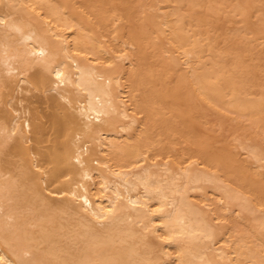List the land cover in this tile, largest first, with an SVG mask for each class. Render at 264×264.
Returning <instances> with one entry per match:
<instances>
[{"label":"bare ground","instance_id":"1","mask_svg":"<svg viewBox=\"0 0 264 264\" xmlns=\"http://www.w3.org/2000/svg\"><path fill=\"white\" fill-rule=\"evenodd\" d=\"M83 1L0 0V264H264V0Z\"/></svg>","mask_w":264,"mask_h":264},{"label":"rangeland","instance_id":"2","mask_svg":"<svg viewBox=\"0 0 264 264\" xmlns=\"http://www.w3.org/2000/svg\"><path fill=\"white\" fill-rule=\"evenodd\" d=\"M76 7L81 8L82 10H84L85 12H87L88 10H86V7L84 6V1L83 0H70ZM93 22H96L95 20ZM97 25V24H96ZM242 25L240 24H229L228 27V34L234 33L235 31H237L238 28H240ZM115 28H116V24L115 25H111L110 26V33L111 34L110 38H112L114 36V32H115ZM153 36H156V34L154 33V31H152ZM245 31H242V34H244ZM247 37L249 38L250 36L247 34ZM155 44H157L158 46H160L162 44V42L160 40H155ZM156 45V46H157ZM162 46V45H161ZM224 45L222 42H219L217 44V48L218 50L220 49H224ZM243 48V46H237L236 49L238 51H240ZM166 50V49H165ZM229 59H232V57H230ZM246 63L250 66H255V72H256V77H255V82L256 84L262 85L264 84V72L262 71L264 68V49H261V47H256V49L254 48L253 52L244 57ZM161 60V59H160ZM232 68V67H230ZM150 77H147V79H144V84H145V88L147 89L149 84H150ZM158 84V83H157ZM159 85V84H158ZM146 89L144 91H146ZM158 109L160 110L161 114L163 116H169L170 113L169 111L166 109L165 104L158 102L157 104ZM46 112V111H45ZM50 113V111H48L46 114ZM207 124L203 123V126L201 127V132L203 134V136L205 137H210L212 135H214V131L210 130L207 128ZM151 139L149 141V144L152 145V147L154 148V152L155 153H166L167 155L173 156L174 157H178L179 158V162H183L189 158H194L196 160H198L199 162H202V158H200V156H198V154L196 152H194L195 147L192 146L191 144H189L188 142H184L186 141L183 137L179 136V135H175V136H166V135H162L160 132H152L150 135ZM230 138L228 135H226V137H221L219 142H215L213 143V148L214 149H221V147L224 146V144H231L232 142H230ZM233 144V145H232ZM231 144V148L233 150V152L236 154L237 158H239L241 161H246V157L240 155L239 150L235 149V145L234 143ZM239 154V156H238ZM233 185L243 191H250V188L248 187V184L245 183H241L239 181H235L233 182ZM254 197H258L260 199H262L264 197V195L260 192H253ZM264 199V198H263Z\"/></svg>","mask_w":264,"mask_h":264}]
</instances>
